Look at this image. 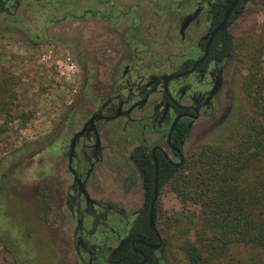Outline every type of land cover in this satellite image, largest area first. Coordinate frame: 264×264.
I'll return each instance as SVG.
<instances>
[{
  "label": "flooded vegetation",
  "instance_id": "1",
  "mask_svg": "<svg viewBox=\"0 0 264 264\" xmlns=\"http://www.w3.org/2000/svg\"><path fill=\"white\" fill-rule=\"evenodd\" d=\"M81 1L69 15L83 47L74 57L95 100L51 146L47 208L73 264H174L158 227L161 178L184 166L190 139L226 101L221 122L230 116L224 42L255 0ZM19 2L0 15L16 22Z\"/></svg>",
  "mask_w": 264,
  "mask_h": 264
},
{
  "label": "rangeland",
  "instance_id": "2",
  "mask_svg": "<svg viewBox=\"0 0 264 264\" xmlns=\"http://www.w3.org/2000/svg\"><path fill=\"white\" fill-rule=\"evenodd\" d=\"M46 2L20 0L16 22L10 19L9 13L0 15V69L18 79L19 106L35 113L27 125L13 123L10 132L0 139V165H5L0 174L6 175L9 181L5 193L8 198L2 197V208L12 210L16 224L26 227L29 220L32 228L40 225L41 239L34 237L32 240L33 246L38 247L33 251L32 264H73L71 251L61 243L63 236L58 228V216L47 208L49 199L45 189L51 185L55 160L51 146L55 141L63 146L67 132L75 129V123L83 118L85 100H95L91 84L96 82L84 86L77 57H74L81 54L83 47L81 32L75 30L78 24L71 22L69 15H80L83 2ZM229 34L234 43L228 63V81L232 88L230 104L232 111H240L243 115L248 107L242 81L249 61L243 43L258 39L264 42V0L249 2L241 16L231 22ZM262 61L264 63V57ZM227 106L230 105L226 101L213 120L201 123L199 131L189 141L190 153L202 145L222 144L229 139L224 131L233 120L219 128L225 122L221 121ZM158 209L161 216L158 227L163 232L167 249L174 264H181L176 232L170 220L173 213L181 210V205L168 186L160 193ZM188 209L200 213L197 206L189 205ZM11 234L16 238V232ZM0 264H19L1 243Z\"/></svg>",
  "mask_w": 264,
  "mask_h": 264
},
{
  "label": "trees",
  "instance_id": "3",
  "mask_svg": "<svg viewBox=\"0 0 264 264\" xmlns=\"http://www.w3.org/2000/svg\"><path fill=\"white\" fill-rule=\"evenodd\" d=\"M10 1L12 7L19 2L0 0V14ZM252 41L243 43L249 59L242 81L247 113L232 111L219 127L233 120L224 131L228 140L200 146L180 170L161 178L160 185L168 186L181 205L170 218L181 264H264V42ZM224 45L229 52L234 48L233 40ZM18 98V79L0 69V139L13 123L24 126L35 116L19 106ZM4 167L0 165V173ZM8 183V177L0 174V243L19 264H32L33 251L38 249L32 240L39 237L40 225L32 228L29 220L30 226L16 224L12 210L2 208ZM189 205L199 207L200 213L190 211ZM11 232H16V238Z\"/></svg>",
  "mask_w": 264,
  "mask_h": 264
},
{
  "label": "water",
  "instance_id": "4",
  "mask_svg": "<svg viewBox=\"0 0 264 264\" xmlns=\"http://www.w3.org/2000/svg\"><path fill=\"white\" fill-rule=\"evenodd\" d=\"M228 13H229V11H228ZM226 18H227V16L225 17V19ZM224 22H225V20H224ZM224 22H223V24H224ZM154 195H156V188L154 189ZM154 202H155V198L152 201V205L154 204ZM149 222H150V227L152 228V226H153V221H152V206H151V209H150V221Z\"/></svg>",
  "mask_w": 264,
  "mask_h": 264
}]
</instances>
